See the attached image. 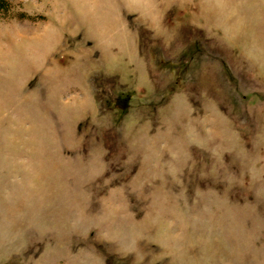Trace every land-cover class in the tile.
<instances>
[{"label": "rangeland", "instance_id": "rangeland-1", "mask_svg": "<svg viewBox=\"0 0 264 264\" xmlns=\"http://www.w3.org/2000/svg\"><path fill=\"white\" fill-rule=\"evenodd\" d=\"M0 264H264V0H0Z\"/></svg>", "mask_w": 264, "mask_h": 264}]
</instances>
